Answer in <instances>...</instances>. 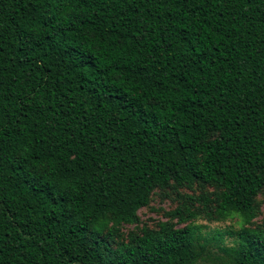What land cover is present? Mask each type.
Returning <instances> with one entry per match:
<instances>
[{
    "label": "trees",
    "instance_id": "obj_1",
    "mask_svg": "<svg viewBox=\"0 0 264 264\" xmlns=\"http://www.w3.org/2000/svg\"><path fill=\"white\" fill-rule=\"evenodd\" d=\"M263 192L264 0H0V264H264Z\"/></svg>",
    "mask_w": 264,
    "mask_h": 264
},
{
    "label": "rangeland",
    "instance_id": "obj_2",
    "mask_svg": "<svg viewBox=\"0 0 264 264\" xmlns=\"http://www.w3.org/2000/svg\"><path fill=\"white\" fill-rule=\"evenodd\" d=\"M216 189L212 186H201L196 184L193 188L182 187L178 190L168 189L166 191L156 190L151 203L148 207L142 208L139 211L140 220L134 225H125L122 227L123 239H128V236L132 232L140 233L143 228H149L155 230L163 222L172 220L177 223L179 227H184L186 224L193 222L195 225L202 227V233L210 238L216 235L218 232L226 233L230 228L239 230L240 226L236 220H228L225 222H217L212 220L205 212H202V205L200 203H194L192 209L199 211L200 215L185 224H180L178 217H172L171 212L177 209H184L185 206H191V203L187 201V196H198L200 194L212 195ZM257 201L260 205V211L257 218L254 220L252 228H264V192L261 193ZM234 237L226 236L225 245H232ZM214 244V243H213ZM212 251L216 255L218 253L217 246L212 247ZM205 264H212L209 261H205ZM215 264V263H213Z\"/></svg>",
    "mask_w": 264,
    "mask_h": 264
}]
</instances>
